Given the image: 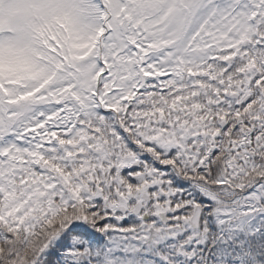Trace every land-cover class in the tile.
<instances>
[{
    "label": "snow or ice",
    "instance_id": "obj_1",
    "mask_svg": "<svg viewBox=\"0 0 264 264\" xmlns=\"http://www.w3.org/2000/svg\"><path fill=\"white\" fill-rule=\"evenodd\" d=\"M0 264H264V0H0Z\"/></svg>",
    "mask_w": 264,
    "mask_h": 264
}]
</instances>
